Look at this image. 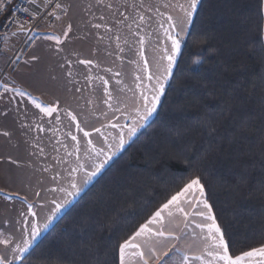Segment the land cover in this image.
Masks as SVG:
<instances>
[{
	"label": "trees",
	"instance_id": "16d2710c",
	"mask_svg": "<svg viewBox=\"0 0 264 264\" xmlns=\"http://www.w3.org/2000/svg\"><path fill=\"white\" fill-rule=\"evenodd\" d=\"M194 178L234 254L264 246V0H200L154 117L18 264H119Z\"/></svg>",
	"mask_w": 264,
	"mask_h": 264
},
{
	"label": "crops",
	"instance_id": "0c3cea01",
	"mask_svg": "<svg viewBox=\"0 0 264 264\" xmlns=\"http://www.w3.org/2000/svg\"><path fill=\"white\" fill-rule=\"evenodd\" d=\"M8 1L0 0V7ZM178 4L187 7V0H64L56 24L35 31L18 65L0 85V241L7 242L0 243V258L18 264L154 117L159 104L146 121L139 119L137 109L143 112L146 72H157V66L166 63L160 58L163 49L171 47L165 35L167 18L177 23L174 36L184 28L177 37L182 47L196 13L185 26ZM45 5L46 0H37L33 12H41ZM27 32L28 27L19 30L8 45L20 44ZM37 103L57 111L45 115ZM132 127L137 130L129 138ZM121 135L126 143L118 149ZM101 149L103 155H97ZM109 156L84 183L95 165ZM73 183L79 192L69 195L75 193ZM57 204L63 206L58 212ZM189 219L194 222L185 229L188 235L174 247L157 245L160 255L155 264H183L185 254H200L203 241L196 223L211 221L198 215ZM33 225L40 229L34 240ZM25 240L32 244L22 253Z\"/></svg>",
	"mask_w": 264,
	"mask_h": 264
},
{
	"label": "snow or ice",
	"instance_id": "6c2138e0",
	"mask_svg": "<svg viewBox=\"0 0 264 264\" xmlns=\"http://www.w3.org/2000/svg\"><path fill=\"white\" fill-rule=\"evenodd\" d=\"M199 3L200 0H187V7L183 4L177 5L184 14L183 23L185 26L191 22V17L193 13L196 12ZM56 7L59 8L60 5L57 4ZM167 19L169 21V27L165 29V35L171 42V47L170 49H163L164 55L160 58L167 63L158 65L156 73L147 75V79L149 81L155 80V84L151 88L150 95H146L143 92L141 93V97L144 101L143 112L137 109V116L142 121H146L156 111L157 105L160 102V97L164 94L165 84H167L169 78L172 76V69L176 65V58L181 52V40L177 37L184 32V28L181 27L180 33L174 36L173 32H175L177 28V23L171 16ZM141 20H143V17H141ZM96 27H99V25H96ZM169 29H171V31H169ZM55 39L57 43L61 42L59 38ZM140 43L143 45V40H141ZM141 59H143L142 53ZM80 63L89 64L91 61L81 60ZM147 68L148 64L145 60L144 70L147 71ZM137 79H140V77H137ZM105 84H107V81H105ZM19 94L23 95V93ZM36 107L45 115L49 116L57 111L55 107H44L38 103ZM69 115L71 116L70 113ZM71 119L75 122L76 117L71 116ZM76 127L83 131L79 124H77ZM136 130V127L129 128V138L135 135ZM97 131H99V129H97ZM4 135H7V133H4ZM84 135L88 136L89 133L85 132ZM72 138L73 140L76 139L75 136ZM125 143L124 136L121 135L117 148H123ZM93 151H96V149H93ZM114 154L115 153H113V155ZM97 155H103V150L101 149L97 152ZM110 158V156L106 157L99 164L95 165L94 170L87 174L84 183L91 180V178L103 168L107 159ZM71 187L75 189V193L70 192L68 194H78V186L73 183ZM205 196V188L199 178L190 180L174 194H171L166 202L162 203L144 223L139 225L132 235L119 245V264H133L134 261L135 264H150V261H152V264H155V259H158L160 255L157 251V245H163L165 248H168V246L174 247V242L179 241L182 235H188L185 229H188L189 224L194 222L189 219L193 215H198L202 217L204 221H211V223H196V228L201 230L200 238L203 241V247L199 255L193 254L189 256L185 254L183 256V264H191V261H200V264H264V246L253 248L248 251H241L239 254H234L231 251L229 242L225 238V233L216 222V218L212 212V206L208 203ZM66 203L68 202L66 201ZM62 207V205L57 204V212L60 211ZM196 209L200 210L196 211ZM51 222L52 217L48 220V223ZM47 226L48 224L44 225L45 228H47ZM175 229H178L180 234H178ZM39 231L40 229L37 226H32L31 234L33 240L39 235ZM0 243L6 244L7 242L0 241ZM31 244V240H25L24 246L19 250L22 253L27 252ZM188 247L190 248L191 245L189 244ZM163 255L167 256L168 251L164 250ZM0 264H9V262L0 258Z\"/></svg>",
	"mask_w": 264,
	"mask_h": 264
},
{
	"label": "built area",
	"instance_id": "2783aa9c",
	"mask_svg": "<svg viewBox=\"0 0 264 264\" xmlns=\"http://www.w3.org/2000/svg\"><path fill=\"white\" fill-rule=\"evenodd\" d=\"M36 1L37 0L19 1L13 14L0 31V50L3 47L4 40L9 37L11 33L19 30L20 28L28 27L27 36L24 41V44H26L38 28L43 25L54 26L56 24L57 17L62 10L64 0H46L44 9L39 13H34L33 4ZM57 4L60 5L59 8L56 7ZM3 10L4 6L0 7V16L3 13Z\"/></svg>",
	"mask_w": 264,
	"mask_h": 264
},
{
	"label": "rangeland",
	"instance_id": "374dc122",
	"mask_svg": "<svg viewBox=\"0 0 264 264\" xmlns=\"http://www.w3.org/2000/svg\"><path fill=\"white\" fill-rule=\"evenodd\" d=\"M21 29L22 28H20L19 30ZM19 30L11 33L10 36L4 40L3 47L0 50V85L5 83L6 78L9 77L10 73L18 65V62L20 61L22 55L26 51L27 46L30 44L31 40H29L26 44H24V41L26 39V36H25L23 40H21L20 44L13 45V46L8 45L7 43L8 39L11 38V36L15 35ZM150 73H156V70L148 69V71L146 72V76H145V94L146 95H150L151 88L155 84V80L149 81L147 79V75ZM166 85L167 84H165V87ZM167 259L168 257L165 258V260Z\"/></svg>",
	"mask_w": 264,
	"mask_h": 264
}]
</instances>
